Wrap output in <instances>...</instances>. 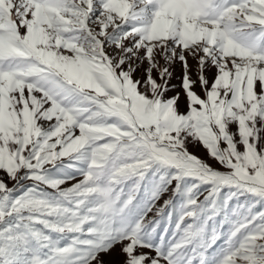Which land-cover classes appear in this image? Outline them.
<instances>
[{
	"label": "snow or ice",
	"instance_id": "1",
	"mask_svg": "<svg viewBox=\"0 0 264 264\" xmlns=\"http://www.w3.org/2000/svg\"><path fill=\"white\" fill-rule=\"evenodd\" d=\"M113 253L264 264V0H0V264Z\"/></svg>",
	"mask_w": 264,
	"mask_h": 264
},
{
	"label": "rangeland",
	"instance_id": "2",
	"mask_svg": "<svg viewBox=\"0 0 264 264\" xmlns=\"http://www.w3.org/2000/svg\"><path fill=\"white\" fill-rule=\"evenodd\" d=\"M189 63L192 66V69L194 71L195 70V62L190 60ZM182 74H183L182 68L179 65H177L175 67L173 79L171 81L172 84H175L176 85L175 91H181V89H180V83H181ZM173 94H174L173 92H169L168 93L169 96H171ZM183 101H184V97H183V94L181 93V103H183ZM106 259L113 261L114 264H118V262L120 260H122V257H120L119 255H117L116 253H113L111 256L106 257Z\"/></svg>",
	"mask_w": 264,
	"mask_h": 264
}]
</instances>
